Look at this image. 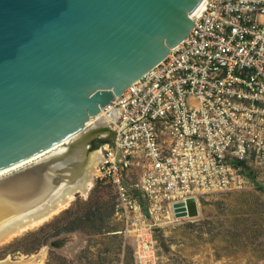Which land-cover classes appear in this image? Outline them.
<instances>
[{
    "label": "built area",
    "instance_id": "2783aa9c",
    "mask_svg": "<svg viewBox=\"0 0 264 264\" xmlns=\"http://www.w3.org/2000/svg\"><path fill=\"white\" fill-rule=\"evenodd\" d=\"M192 20L185 38L81 131L108 130L95 136L104 141L94 178L115 191L134 264H157L154 230L188 216V198L264 174V0H204Z\"/></svg>",
    "mask_w": 264,
    "mask_h": 264
},
{
    "label": "water",
    "instance_id": "95a60500",
    "mask_svg": "<svg viewBox=\"0 0 264 264\" xmlns=\"http://www.w3.org/2000/svg\"><path fill=\"white\" fill-rule=\"evenodd\" d=\"M200 1L0 0V170L80 133L185 38ZM63 166L13 170L0 200L11 195L13 216L41 215L64 188ZM186 203L195 215V198Z\"/></svg>",
    "mask_w": 264,
    "mask_h": 264
},
{
    "label": "rangeland",
    "instance_id": "374dc122",
    "mask_svg": "<svg viewBox=\"0 0 264 264\" xmlns=\"http://www.w3.org/2000/svg\"><path fill=\"white\" fill-rule=\"evenodd\" d=\"M96 135L89 139L91 147ZM256 176L264 183V174ZM136 179L129 171L126 182ZM130 190L137 192L133 185ZM196 207L195 215L156 226L157 264H264V191L251 181L201 195ZM122 212L110 183L92 176L85 195L75 193L47 219L0 242V260L43 251L33 264H134V241L123 232Z\"/></svg>",
    "mask_w": 264,
    "mask_h": 264
},
{
    "label": "bare ground",
    "instance_id": "6f19581e",
    "mask_svg": "<svg viewBox=\"0 0 264 264\" xmlns=\"http://www.w3.org/2000/svg\"><path fill=\"white\" fill-rule=\"evenodd\" d=\"M203 4L204 0H201L200 3L192 10L190 14L191 17H194L199 13ZM104 122H107V119H105ZM107 131L108 130L103 128L96 129V127L95 129L91 128L89 130H85L84 132H80L73 135L72 137L66 138L62 142H59L58 144L42 151L41 153H38L34 157H30L22 162L0 170V178H2L9 176L13 170L16 171L17 169L31 165L34 162L37 163L40 161L47 163V161H49L50 164L52 162V164L54 163L55 166L56 164H58L60 167L64 165L63 170L65 173L63 180L64 183H62L64 188L61 189L59 193L54 195L56 196L57 201L53 207L47 209L44 213H41V215L33 213L29 214L28 217L22 214L13 216L12 213H15L16 210L13 209V203L10 201L11 198L9 199L11 195H9L7 192H4V198L6 199H4V201L0 200V234L7 233V235L4 237V240L9 238L12 234L19 233L23 229L37 225L41 221L47 219L50 215L56 213L59 209L66 206L74 197L75 193L80 192L83 195L86 194L92 184V176H94L97 171L96 166L99 159V150H95V147H91L88 157H85L83 152H85V154L87 153L88 149L86 145L89 143V139L92 136L95 134L106 135ZM74 152L78 154V157L72 156ZM80 155H82V157ZM71 156L73 159L69 160ZM53 157H59L61 160L58 158L53 159ZM56 160H58V162H55ZM66 161L71 162V165L64 163ZM52 166L54 167V165ZM8 189H11V187L9 186ZM8 219H18L19 221H14L10 225L9 222L11 221H8ZM9 227L11 228L9 229ZM42 253L36 256L32 255L29 258H19L17 260H12L9 257H6L0 260V264H33L36 257L39 259L42 257Z\"/></svg>",
    "mask_w": 264,
    "mask_h": 264
},
{
    "label": "trees",
    "instance_id": "16d2710c",
    "mask_svg": "<svg viewBox=\"0 0 264 264\" xmlns=\"http://www.w3.org/2000/svg\"><path fill=\"white\" fill-rule=\"evenodd\" d=\"M103 141H104V139L97 138V140L95 141L94 144H95V146H97V145L101 144ZM247 174H248L250 180L254 183V185L257 188H259L262 191H264V183H262L261 181H258L256 174L254 172H252V171L247 172Z\"/></svg>",
    "mask_w": 264,
    "mask_h": 264
},
{
    "label": "flooded vegetation",
    "instance_id": "af4514ba",
    "mask_svg": "<svg viewBox=\"0 0 264 264\" xmlns=\"http://www.w3.org/2000/svg\"><path fill=\"white\" fill-rule=\"evenodd\" d=\"M96 139H97V138H96ZM89 144L92 145V142L90 141Z\"/></svg>",
    "mask_w": 264,
    "mask_h": 264
}]
</instances>
